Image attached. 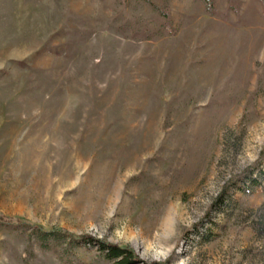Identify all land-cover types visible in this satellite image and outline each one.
Listing matches in <instances>:
<instances>
[{
	"label": "rangeland",
	"instance_id": "obj_1",
	"mask_svg": "<svg viewBox=\"0 0 264 264\" xmlns=\"http://www.w3.org/2000/svg\"><path fill=\"white\" fill-rule=\"evenodd\" d=\"M211 2L0 0V264H264V1Z\"/></svg>",
	"mask_w": 264,
	"mask_h": 264
},
{
	"label": "trees",
	"instance_id": "obj_2",
	"mask_svg": "<svg viewBox=\"0 0 264 264\" xmlns=\"http://www.w3.org/2000/svg\"><path fill=\"white\" fill-rule=\"evenodd\" d=\"M200 1L203 2V4L208 7L212 6L211 0H200ZM255 181L256 180L253 179L252 183H255ZM14 222L15 221H9L8 224L9 225L30 226L28 225V223H23V222H18V221L17 223H14ZM35 230L44 236H54V235L60 234L55 231H47L43 228H36ZM88 240L89 242H92L99 247V250L101 251V254L103 255L104 259L108 262H111L113 264H140L141 262L138 256L134 253V251L129 248H120L117 246L107 245L101 242H95L90 239Z\"/></svg>",
	"mask_w": 264,
	"mask_h": 264
}]
</instances>
